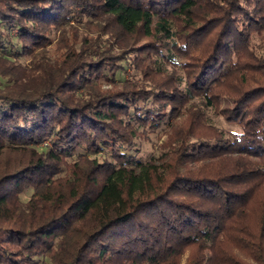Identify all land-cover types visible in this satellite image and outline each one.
<instances>
[{
	"label": "trees",
	"instance_id": "1",
	"mask_svg": "<svg viewBox=\"0 0 264 264\" xmlns=\"http://www.w3.org/2000/svg\"><path fill=\"white\" fill-rule=\"evenodd\" d=\"M0 79V264H264V0H0Z\"/></svg>",
	"mask_w": 264,
	"mask_h": 264
},
{
	"label": "rangeland",
	"instance_id": "2",
	"mask_svg": "<svg viewBox=\"0 0 264 264\" xmlns=\"http://www.w3.org/2000/svg\"><path fill=\"white\" fill-rule=\"evenodd\" d=\"M23 64L27 63V60L24 58L21 60ZM136 72L128 67L126 71L122 72L119 76L120 79L131 78ZM0 81H3L0 79ZM216 123L225 129H231L230 126L221 118L216 119ZM164 139L163 129H159L154 133L149 134V140H138L137 146L132 151L134 155H136L140 160L147 161L151 157L156 156L158 153V144ZM32 194V190H28L25 195L22 196L23 201H27Z\"/></svg>",
	"mask_w": 264,
	"mask_h": 264
}]
</instances>
